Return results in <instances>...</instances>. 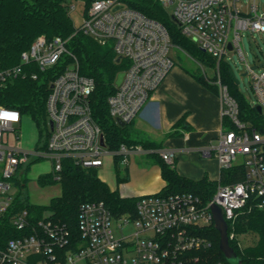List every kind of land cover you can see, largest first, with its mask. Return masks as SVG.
<instances>
[{
	"label": "built area",
	"instance_id": "obj_1",
	"mask_svg": "<svg viewBox=\"0 0 264 264\" xmlns=\"http://www.w3.org/2000/svg\"><path fill=\"white\" fill-rule=\"evenodd\" d=\"M130 1L92 0L80 28L111 45L119 61H125L122 80L108 97L111 116L125 124L140 114L175 65L166 26L130 6ZM159 1L166 8L174 5L172 15L182 33L217 58V69L229 51L235 50L245 59L242 31L264 33V12L257 0L247 4L242 0ZM74 8L70 5V10ZM68 40L38 35L21 53V63L0 67L1 89L27 73L37 78V73L25 71V66L36 65L45 71L63 65L47 98L49 136L44 148H21L6 141V133L14 131L22 114L0 103V264H77L80 260L87 264H230L209 253L213 242L200 231L215 225L213 203L223 210L230 239H235L230 225L251 200L264 210V132L239 118V104L220 79L222 120L226 119L230 127L223 125L215 156L221 170L242 164L245 173L241 180L219 183L208 202L191 192L142 195L135 217L114 216L103 200L85 201L78 211V236L65 223L50 216L38 218L29 209L14 178L22 175L30 162L50 160V173L59 180L65 160L99 168L106 154H120L121 162L127 163L130 156L145 150L141 144L125 143L118 150L107 148L90 102L95 80L81 73ZM247 68L256 97L252 104L261 106L264 118V68L257 70L248 63ZM175 156L174 150L161 151L168 163H173ZM239 156L243 157L241 162ZM10 228L17 231L15 236L8 237Z\"/></svg>",
	"mask_w": 264,
	"mask_h": 264
},
{
	"label": "trees",
	"instance_id": "obj_2",
	"mask_svg": "<svg viewBox=\"0 0 264 264\" xmlns=\"http://www.w3.org/2000/svg\"><path fill=\"white\" fill-rule=\"evenodd\" d=\"M71 0H0V67H11L21 63V53L28 49L38 35L48 38L61 36L68 40L69 49L77 56L81 73L91 76L95 80V88L91 94L90 102L93 116L101 126L107 148L118 150L125 143L137 144L130 137L129 124L120 125L111 116L108 106V97L117 89L118 74L124 70V59L117 61L113 47L103 44L93 36L77 29L70 15ZM92 0H84L85 11ZM130 6L140 10L145 15L162 22L170 35L173 43H183L189 51L199 57H205L209 64L216 70L214 77L207 78L203 74L196 77L210 89L220 92L218 79L228 87L229 93L239 104V118L253 127L264 132V118L256 107L249 102L240 92L238 83L231 74L232 68L223 58L217 69V58L203 50L191 38L184 35L180 25L172 18L167 8L159 0H131ZM63 69L62 64H57L45 71L36 65L25 66V71H35L37 78H32L29 73L20 76L0 89V103L4 106L19 110L22 115H29L39 128L40 137L45 134V139L39 147L44 148L49 136V115L47 111V98L51 92L53 79ZM183 121H178L174 128L177 129ZM226 125V119L223 121ZM41 140V139H40ZM144 146L159 145L152 141H141ZM162 172L166 185L158 193L168 195L172 193L191 192L198 195L204 202H208L215 193L218 182L208 179H193L180 174L173 163L166 162L158 153H153ZM122 155L116 154L117 166ZM30 162L21 177L14 179L20 188V193L25 195L28 181ZM119 167V166H118ZM245 168L242 164H235L229 169L221 170V183L237 182L243 178ZM40 185L59 182L61 194L52 197L48 204H35L25 195V203L36 216L43 217L45 209L51 211L50 217L65 223L74 236L79 235L78 211L81 203L92 200H103L111 213L118 217L137 215V202L139 197H125L118 190H112L109 185L98 175L96 167H85L64 161L61 178L55 179L52 173L38 177ZM255 232L259 240L252 245L240 246L236 239H230V245L241 259L240 264H264V210L260 209L255 201L251 200L238 214L230 231ZM4 233V231H3ZM8 237L15 236L17 231L13 228L6 231ZM212 240L210 252L214 258L228 262L219 247L220 233L212 225L207 231H200ZM229 263V262H228Z\"/></svg>",
	"mask_w": 264,
	"mask_h": 264
},
{
	"label": "crops",
	"instance_id": "obj_3",
	"mask_svg": "<svg viewBox=\"0 0 264 264\" xmlns=\"http://www.w3.org/2000/svg\"><path fill=\"white\" fill-rule=\"evenodd\" d=\"M197 74L200 73L175 63L140 114L129 124L130 137L139 141L137 144L143 145L141 141L148 140L157 143L158 147L143 145L145 150L130 156L127 163L120 161L119 167L116 154L104 156V164L97 168L98 175L112 190H118L125 197L158 193L166 181L153 153L161 156V151L167 149L176 152L173 165L180 174L193 179L207 177L217 181L218 185L221 183L215 147L223 128L222 100L219 93L198 80ZM180 120L182 125L175 129ZM21 123L14 126L13 132ZM8 133L6 141L9 143ZM15 139L21 140L20 136ZM40 142L36 141L33 147L39 146ZM37 161H32L28 173ZM50 172L51 169L38 173L37 183L40 175ZM29 180L28 177L27 183Z\"/></svg>",
	"mask_w": 264,
	"mask_h": 264
},
{
	"label": "rangeland",
	"instance_id": "obj_4",
	"mask_svg": "<svg viewBox=\"0 0 264 264\" xmlns=\"http://www.w3.org/2000/svg\"><path fill=\"white\" fill-rule=\"evenodd\" d=\"M248 1L249 0H242L244 4H247ZM70 2L75 5V8L71 9L70 15L73 19L75 27L80 29L85 13L84 0H71ZM257 2L259 4L260 11L264 12V0H257ZM173 9L174 5L167 7L169 13H172ZM241 46L244 51L245 59H242L237 51L232 50L224 55L223 60L233 68L235 76L239 80L238 88L240 92L249 102L255 103L256 97L252 88V79L251 74L248 72L247 63L251 66H257V70L264 68V65H261L264 63V33L242 31ZM170 56L173 58L175 63L196 70L207 78L214 77L216 73V70L209 64L205 57L195 55L189 51L183 43H173L170 47ZM225 127H230V123L227 120ZM15 134L20 136V141L15 139ZM8 138L9 144L11 145H16L21 148H32L36 141L40 139L41 142L44 141L45 134L43 133L40 137L39 128L34 120L30 116H23L22 123L19 126H16L15 132L10 131L8 133ZM242 158V156H239L238 162H241ZM50 169L51 162L45 158H41L33 164L27 175L30 180L25 188V195L28 197L29 201L46 205L52 197L61 193V184L59 182L49 183L42 186L36 181L38 173L47 172ZM21 176L22 175H19V177ZM43 215L50 216L51 211L49 209H45ZM131 229L132 227L128 226L126 230L130 231ZM234 233L235 239L242 247L255 244L259 240V236L255 232L234 231ZM77 264H87V262L86 260H80Z\"/></svg>",
	"mask_w": 264,
	"mask_h": 264
},
{
	"label": "water",
	"instance_id": "obj_5",
	"mask_svg": "<svg viewBox=\"0 0 264 264\" xmlns=\"http://www.w3.org/2000/svg\"><path fill=\"white\" fill-rule=\"evenodd\" d=\"M172 18L174 20L177 21V19L175 18L174 15H172ZM229 48L232 49V44H229ZM120 60V57H117V61ZM261 65H264V63H262ZM257 66H254V68H256ZM231 74L233 75V77H235L236 82L238 83L239 80L236 78L235 73L233 68L230 69ZM123 77V72H120L118 74L116 83L120 84L121 80ZM256 109L261 112V106L257 105ZM118 123L120 125H125L124 121L117 119ZM50 124L52 125V121H50ZM101 144L104 146L105 143L103 141V139L101 140ZM211 211L214 215V220H215V227L217 228V230L220 233V242H219V247L222 250V252L224 253L226 259L228 260V262L230 264H240L241 263V259L240 257L237 255V253L235 252V250L233 249V247L230 245V238H229V234H228V229H229V225L228 222L226 221V219L224 218L223 215V210L221 208V206H219L216 203H213L211 205Z\"/></svg>",
	"mask_w": 264,
	"mask_h": 264
}]
</instances>
